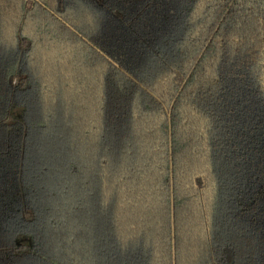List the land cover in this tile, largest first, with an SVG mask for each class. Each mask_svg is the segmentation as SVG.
I'll return each mask as SVG.
<instances>
[{"label":"trees","instance_id":"trees-1","mask_svg":"<svg viewBox=\"0 0 264 264\" xmlns=\"http://www.w3.org/2000/svg\"><path fill=\"white\" fill-rule=\"evenodd\" d=\"M0 264H264V0H0Z\"/></svg>","mask_w":264,"mask_h":264}]
</instances>
